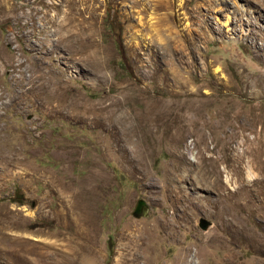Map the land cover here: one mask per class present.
Wrapping results in <instances>:
<instances>
[{
  "label": "rangeland",
  "instance_id": "374dc122",
  "mask_svg": "<svg viewBox=\"0 0 264 264\" xmlns=\"http://www.w3.org/2000/svg\"><path fill=\"white\" fill-rule=\"evenodd\" d=\"M0 264H264V0H0Z\"/></svg>",
  "mask_w": 264,
  "mask_h": 264
},
{
  "label": "trees",
  "instance_id": "16d2710c",
  "mask_svg": "<svg viewBox=\"0 0 264 264\" xmlns=\"http://www.w3.org/2000/svg\"><path fill=\"white\" fill-rule=\"evenodd\" d=\"M105 20H106V28L108 29L109 34L112 36L113 45L120 57V66L122 67L126 75L132 76L131 70L128 67V60L126 57L123 40L121 38V33H122L121 23L114 14L110 15L109 12H107ZM106 250H107V262H109L114 252V242L111 236H108L107 238Z\"/></svg>",
  "mask_w": 264,
  "mask_h": 264
},
{
  "label": "water",
  "instance_id": "95a60500",
  "mask_svg": "<svg viewBox=\"0 0 264 264\" xmlns=\"http://www.w3.org/2000/svg\"><path fill=\"white\" fill-rule=\"evenodd\" d=\"M143 208H144V203L139 201L135 206V210H134L135 212H133L134 216L139 217L140 215H142ZM208 225H209V222L206 219L204 218L200 219L199 227L201 229H206Z\"/></svg>",
  "mask_w": 264,
  "mask_h": 264
}]
</instances>
